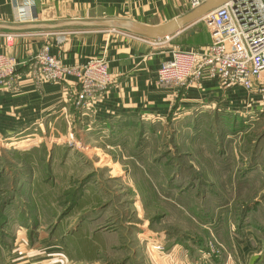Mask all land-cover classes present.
Returning <instances> with one entry per match:
<instances>
[{
	"label": "rangeland",
	"instance_id": "374dc122",
	"mask_svg": "<svg viewBox=\"0 0 264 264\" xmlns=\"http://www.w3.org/2000/svg\"><path fill=\"white\" fill-rule=\"evenodd\" d=\"M185 10H191L187 3ZM201 27L206 28L202 21L191 22L172 39L188 46L204 38L201 30L192 31ZM243 103L232 121L231 116L204 117L205 123L197 120L185 133L166 126L162 135L153 137L147 134L148 124L139 129L134 121L114 130L117 139H102L98 146L80 141L74 132L50 147L45 136L35 142L39 146L22 139L1 144L0 249L8 254L1 262L133 264L139 253L141 264H164L167 231H184L179 223L158 224L166 208L172 203L180 209L183 200L196 196L204 201L213 190L210 181L198 177L197 182L191 172V162H200L234 169L238 189L230 198H216V205L229 208L241 221L247 216L252 264H264V107L248 99ZM173 135L183 141L175 144ZM204 202L215 203L209 198ZM202 216L211 222L207 213ZM213 246L210 253L215 256L226 250L224 244ZM147 250L154 263L146 261Z\"/></svg>",
	"mask_w": 264,
	"mask_h": 264
},
{
	"label": "crops",
	"instance_id": "0c3cea01",
	"mask_svg": "<svg viewBox=\"0 0 264 264\" xmlns=\"http://www.w3.org/2000/svg\"><path fill=\"white\" fill-rule=\"evenodd\" d=\"M185 5L186 0H36L31 11L18 13L10 0H0V52L12 55L18 62L26 61L19 65L15 77L0 84V145L22 139L21 142L39 146L35 142L45 136L50 147L52 142L61 141V137L69 135V138L71 132L80 141L91 140L97 145L104 142L102 139H117L114 130L124 122L135 121L139 129L148 124L147 134L158 137L166 126L180 128L185 133L195 127L197 120L205 123L204 117L226 120L231 116L230 121L237 118L236 107L244 99L257 102L255 93L238 84L205 74L197 83L176 86L157 82L161 62L180 47L181 42L172 38L184 28L168 39L155 40L119 26H90L81 22L126 19L156 25L184 14ZM198 30L204 33V38L193 40L183 48H196L210 42L208 28L192 31L198 33ZM47 42L52 54L65 64L82 65L92 57L107 59L113 83L80 98L81 89L75 76L69 75L59 82L46 81L33 56ZM178 137H172L175 144L183 141ZM196 140L191 142L195 145ZM194 145L190 143V149ZM191 164L197 182L201 180L198 177L211 182L213 190L208 191L207 199L215 203H205L207 199L198 200L196 196L192 201L183 200L179 209L170 202L164 221L158 224L179 223L184 231L176 235L165 228V241L170 240V243L162 257L164 264H208L206 261L252 264L253 237L249 234V222H245L247 216L241 221L234 218L229 208L225 210L216 205V198H230L229 194L237 191L234 169L221 167L220 163H215L214 167H205L208 165L200 162ZM116 169H113L115 174ZM210 176H215V180L207 178ZM204 207L209 213L200 211ZM205 213L211 222L204 221ZM248 235H251L249 239ZM219 243L224 244L226 250L215 248L220 253L212 255L211 246ZM120 244L125 250V245ZM145 254L146 261L150 258L154 263V256L148 250ZM207 255L210 259L204 258ZM7 256L1 248L3 261L8 260ZM140 260L138 253L134 263L141 264ZM0 263L3 264L1 260Z\"/></svg>",
	"mask_w": 264,
	"mask_h": 264
},
{
	"label": "built area",
	"instance_id": "2783aa9c",
	"mask_svg": "<svg viewBox=\"0 0 264 264\" xmlns=\"http://www.w3.org/2000/svg\"><path fill=\"white\" fill-rule=\"evenodd\" d=\"M18 13L31 11L36 0H10ZM207 0H186L194 9ZM201 21L210 33V42L196 48L178 47L157 70V82L167 85L197 83L205 74L240 85L255 93L264 107V0H229L213 8ZM166 37L165 39H168ZM18 62L0 52V84L18 74ZM33 62L46 81L59 82L73 75L80 85V98L113 83L108 60L92 57L82 65L65 64L45 43Z\"/></svg>",
	"mask_w": 264,
	"mask_h": 264
},
{
	"label": "water",
	"instance_id": "95a60500",
	"mask_svg": "<svg viewBox=\"0 0 264 264\" xmlns=\"http://www.w3.org/2000/svg\"><path fill=\"white\" fill-rule=\"evenodd\" d=\"M229 0H207L198 7L189 10L188 12L174 16L169 20L156 24L147 25L142 23L131 22L126 19H107L102 21H81L85 25L103 26V27H121L137 35H141L150 39L161 40L180 32L186 25L200 19L213 8Z\"/></svg>",
	"mask_w": 264,
	"mask_h": 264
}]
</instances>
